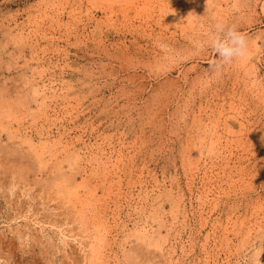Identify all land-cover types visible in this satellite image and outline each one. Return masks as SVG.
Here are the masks:
<instances>
[{
  "label": "rangeland",
  "instance_id": "1",
  "mask_svg": "<svg viewBox=\"0 0 264 264\" xmlns=\"http://www.w3.org/2000/svg\"><path fill=\"white\" fill-rule=\"evenodd\" d=\"M0 264H264V0H0Z\"/></svg>",
  "mask_w": 264,
  "mask_h": 264
},
{
  "label": "clouds",
  "instance_id": "2",
  "mask_svg": "<svg viewBox=\"0 0 264 264\" xmlns=\"http://www.w3.org/2000/svg\"><path fill=\"white\" fill-rule=\"evenodd\" d=\"M207 46L218 57L210 65V71L218 74L220 69L233 62L244 59L248 54L247 37L236 26L217 22L214 31L209 35Z\"/></svg>",
  "mask_w": 264,
  "mask_h": 264
}]
</instances>
